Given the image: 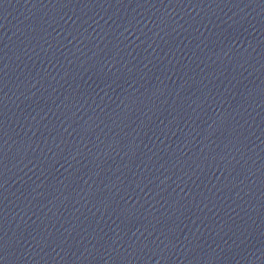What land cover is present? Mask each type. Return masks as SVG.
Masks as SVG:
<instances>
[{
    "label": "water",
    "instance_id": "obj_1",
    "mask_svg": "<svg viewBox=\"0 0 264 264\" xmlns=\"http://www.w3.org/2000/svg\"><path fill=\"white\" fill-rule=\"evenodd\" d=\"M0 264H264V0H0Z\"/></svg>",
    "mask_w": 264,
    "mask_h": 264
}]
</instances>
